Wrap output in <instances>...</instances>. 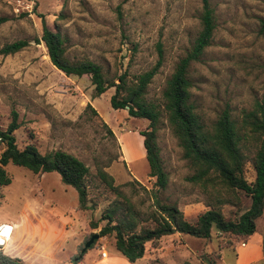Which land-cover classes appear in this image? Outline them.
Listing matches in <instances>:
<instances>
[{"label":"rangeland","instance_id":"374dc122","mask_svg":"<svg viewBox=\"0 0 264 264\" xmlns=\"http://www.w3.org/2000/svg\"><path fill=\"white\" fill-rule=\"evenodd\" d=\"M209 2L216 16L214 38L203 60L190 70L191 99L207 121L226 106L238 112L264 96V29L260 23L264 0ZM201 8L202 0H0V49L16 40L28 42L15 53L0 52V129L7 128L11 111H16L20 127L14 136L20 149L27 144L35 145L41 153L61 149L81 159L92 172L103 168L134 202L140 225L152 226V195L157 190L145 152L142 156L128 153L126 160L122 152L129 149L126 138L131 134L127 131L144 130L149 121L129 116L126 109H113V87L95 97L87 75L65 76L51 64L43 42L36 39L43 25L58 29L70 58L101 64L116 82L121 73L132 79L149 70L161 53V65L146 91L149 101L161 105L165 81L196 35ZM87 103L97 115L85 108ZM123 134L121 145L117 136L120 139ZM156 134L169 174L167 188L157 192V197L176 203L186 219L193 221L206 209L202 193L186 180L188 162L164 117ZM4 146L0 144V153ZM5 170L11 182L0 188V223L17 224L8 243L19 241L32 248L30 264L72 259L88 235L84 230L92 228L90 222L97 223L92 231L97 234L105 224L100 216L115 196L104 185L89 186L88 208L80 209L76 189L63 184L57 172L33 173L10 162ZM246 177L253 179L249 164ZM75 209L81 216L73 231L64 220H69ZM258 226L264 227V215ZM229 239V234L219 233L215 227L209 238L175 233L161 237L156 245L147 242L146 256L151 264H232L234 254L226 249ZM112 242L113 233L96 239L93 247L104 244L111 253ZM157 245L160 250L154 251ZM97 252L90 249L86 254Z\"/></svg>","mask_w":264,"mask_h":264},{"label":"trees","instance_id":"16d2710c","mask_svg":"<svg viewBox=\"0 0 264 264\" xmlns=\"http://www.w3.org/2000/svg\"><path fill=\"white\" fill-rule=\"evenodd\" d=\"M2 20V19H1ZM264 29V18L260 20ZM216 28V16L209 0H202L199 27L195 37L174 64L161 91V105L146 98L147 86L161 65V53L155 66L132 79L121 73L117 82L108 77L101 64L90 59H72L67 55L65 39L61 32L43 25L42 34L36 41H42L51 64L65 76L87 75L93 85V96H99L113 87L110 97L113 109H126L131 117L145 118L148 127L139 130L149 166V176L154 178L153 191L155 210L151 214L152 226L140 225V213L134 202L120 188L113 184V177L103 168L92 172L75 155L61 149L41 153L33 144L19 148L14 131L20 127L17 112L11 111V120L6 129H0L4 148L0 153V188L11 182L5 170L10 162L33 173L57 172L63 184L72 186L78 193L79 208L86 209L88 187L100 184L112 192L115 198L111 207L100 216L105 224L98 231L99 237L114 234V247L129 262L141 258L145 244L156 245L158 240L173 233L188 234L197 238H209L211 229L230 235L226 248L253 234L258 219L264 215V96L254 99L248 107L233 112L223 108L211 121L205 120L191 99L193 86L190 70L194 63L201 62L206 48L212 43ZM28 44L16 40L0 49L3 54L15 53ZM86 109L97 115L90 103ZM164 117L181 148L182 158L188 162L190 173L185 177L202 193L201 202L206 209L193 221L186 219L176 203L162 202L157 192L167 188L169 174L160 156L157 143L158 123ZM108 134L112 130L103 123ZM247 164L252 169L253 179L246 177ZM245 200L248 206L244 207ZM226 207L228 213L224 211ZM94 229L97 223L90 222ZM93 233H89L80 249ZM264 252V229L262 231ZM96 240L84 251L80 249L72 256L77 263L83 254L93 247ZM156 247V246H155ZM0 264H24L20 258L4 254L0 250ZM182 264H190L183 262Z\"/></svg>","mask_w":264,"mask_h":264},{"label":"crops","instance_id":"0c3cea01","mask_svg":"<svg viewBox=\"0 0 264 264\" xmlns=\"http://www.w3.org/2000/svg\"><path fill=\"white\" fill-rule=\"evenodd\" d=\"M127 133L131 134V136H127V138H126L127 144L129 145V149L127 151H125V149H124V151H122L123 152V158L126 160L127 159L126 155L128 153H129V155H132V156H142L143 153L145 152V150L143 149L144 148L143 144H142V136L138 133L137 130L136 131H127ZM134 133H136L135 135H139L140 138H138L137 136H134ZM124 135L125 134H123L120 139L117 136L119 142H121V139L123 142ZM122 142H121V145H122ZM74 212L75 213L68 215L69 220H67V221L64 220L65 224H68V226H70L73 231L75 230V227L77 228V226L79 224L78 223L79 221L77 220V219H79L78 216H81L79 214L77 215L78 211L76 209L74 210ZM16 226H17V224L14 223V228H16ZM263 229H264L263 226L257 225V229L253 234L249 235L248 237H246L243 240L234 242L233 245L226 248V249H230L234 254L232 264H259L264 260V252H263V248H262V242H263L262 231H263ZM93 230L94 229H92V228L87 229V227H86V229L84 230V233L89 234ZM173 234H175V233H173ZM83 236H84V234H83ZM159 243H161V242H159ZM241 243H244V245H241ZM79 244L80 243H77L76 247ZM109 245H112V247L114 248V250L111 253H109L106 250L107 246H105L103 244L97 248H94V247L90 248L93 250L96 249V251H98L97 253H95L92 256H88L86 254V252L88 250H90V249H88L83 254L82 258L77 263H72L70 257H62L60 260H58V264H67V263H72V264H151L150 262H148V258L146 256L147 248L145 249L144 255L141 258H138L134 262H129L119 251L116 250V248L114 247V242L110 243ZM102 247L106 252L105 256L101 255ZM154 248H155L154 251L160 250V247L158 248V245ZM32 250H33L32 248H29L27 245H22L21 242H19V241L14 242L11 240L3 248L2 252L6 253L9 256L20 258L24 264H30V261L33 258L31 256ZM222 258H223V256H221V260H222Z\"/></svg>","mask_w":264,"mask_h":264},{"label":"built area","instance_id":"2783aa9c","mask_svg":"<svg viewBox=\"0 0 264 264\" xmlns=\"http://www.w3.org/2000/svg\"><path fill=\"white\" fill-rule=\"evenodd\" d=\"M0 144H2L1 138H0ZM14 225L6 222L0 223V250L2 251L3 248L7 245L8 241L10 240L11 233L13 231ZM241 245H244V243H241ZM101 255L105 256L106 252L102 247Z\"/></svg>","mask_w":264,"mask_h":264},{"label":"water","instance_id":"95a60500","mask_svg":"<svg viewBox=\"0 0 264 264\" xmlns=\"http://www.w3.org/2000/svg\"><path fill=\"white\" fill-rule=\"evenodd\" d=\"M98 238H99V235L96 232H93L90 238L84 243V246L82 247L81 252H84L91 245V243ZM67 264H72V263H67Z\"/></svg>","mask_w":264,"mask_h":264}]
</instances>
